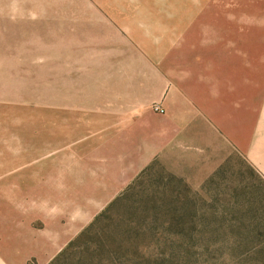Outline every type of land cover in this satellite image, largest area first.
Masks as SVG:
<instances>
[{
	"label": "rangeland",
	"instance_id": "1",
	"mask_svg": "<svg viewBox=\"0 0 264 264\" xmlns=\"http://www.w3.org/2000/svg\"><path fill=\"white\" fill-rule=\"evenodd\" d=\"M222 1L223 24L264 27V0ZM125 2L0 0V264H264V48L224 111L248 152L203 129L131 179L137 113L103 78Z\"/></svg>",
	"mask_w": 264,
	"mask_h": 264
},
{
	"label": "crops",
	"instance_id": "2",
	"mask_svg": "<svg viewBox=\"0 0 264 264\" xmlns=\"http://www.w3.org/2000/svg\"><path fill=\"white\" fill-rule=\"evenodd\" d=\"M125 1L104 9L114 54L103 78L117 97L110 110L137 113L118 126L136 143L139 169L131 179L164 153L197 141L203 129L219 140L225 133L248 152L252 129L234 133L224 111L238 109L240 95H254L255 48H264V27L223 24L222 0ZM155 104L165 113H155Z\"/></svg>",
	"mask_w": 264,
	"mask_h": 264
},
{
	"label": "built area",
	"instance_id": "3",
	"mask_svg": "<svg viewBox=\"0 0 264 264\" xmlns=\"http://www.w3.org/2000/svg\"><path fill=\"white\" fill-rule=\"evenodd\" d=\"M153 110L155 113H158V114H164L165 113L164 109L159 104H155L153 106Z\"/></svg>",
	"mask_w": 264,
	"mask_h": 264
}]
</instances>
